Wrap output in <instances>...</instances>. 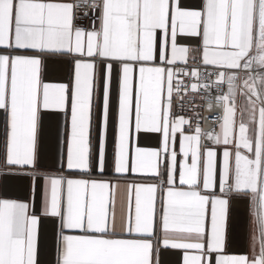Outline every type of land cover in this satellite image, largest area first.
Segmentation results:
<instances>
[{
    "label": "snow or ice",
    "instance_id": "1",
    "mask_svg": "<svg viewBox=\"0 0 264 264\" xmlns=\"http://www.w3.org/2000/svg\"><path fill=\"white\" fill-rule=\"evenodd\" d=\"M0 178V264H264V0H0Z\"/></svg>",
    "mask_w": 264,
    "mask_h": 264
},
{
    "label": "crops",
    "instance_id": "2",
    "mask_svg": "<svg viewBox=\"0 0 264 264\" xmlns=\"http://www.w3.org/2000/svg\"><path fill=\"white\" fill-rule=\"evenodd\" d=\"M49 75L52 78H61L66 75L62 66L49 65ZM43 153L45 165L53 163L52 143H51V125L46 121L44 126V142ZM2 179V178H0ZM7 188L14 196L23 195V189L18 185V182L10 180L7 182ZM42 236L47 248V257L51 258L52 251V223L44 221L41 226ZM229 231L232 236V244L230 251L232 254H244L248 251V231H247V210L243 204H234L229 216ZM182 253L179 251L166 252L162 255V264H180Z\"/></svg>",
    "mask_w": 264,
    "mask_h": 264
},
{
    "label": "built area",
    "instance_id": "3",
    "mask_svg": "<svg viewBox=\"0 0 264 264\" xmlns=\"http://www.w3.org/2000/svg\"><path fill=\"white\" fill-rule=\"evenodd\" d=\"M214 115V113H209L207 111L201 110L202 126L206 128L209 127L214 119Z\"/></svg>",
    "mask_w": 264,
    "mask_h": 264
}]
</instances>
